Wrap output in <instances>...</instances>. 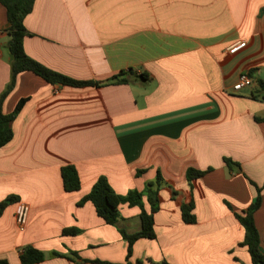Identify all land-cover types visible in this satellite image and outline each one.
I'll list each match as a JSON object with an SVG mask.
<instances>
[{
	"label": "crops",
	"instance_id": "0c3cea01",
	"mask_svg": "<svg viewBox=\"0 0 264 264\" xmlns=\"http://www.w3.org/2000/svg\"><path fill=\"white\" fill-rule=\"evenodd\" d=\"M24 24L31 32L24 51L55 71L93 81L128 68L135 74L128 83L84 88L17 74L1 104L9 113L27 98L12 140L0 147V201L17 196L0 215V258L21 264V249L32 245L45 254L35 264L125 263L118 228L139 230L140 208L120 204L111 225L91 202L77 203L101 175L124 195L160 173L156 237L134 243L131 264H252L235 213L256 198L250 180L264 183V119H255L264 117V100L252 96L264 94L257 85L264 81V0H35ZM8 26L0 3V94L10 80ZM237 40L245 47L228 52ZM251 70L253 84L234 91ZM68 163L81 180L70 192L60 172ZM188 167L213 170L189 184ZM190 198L193 223L181 212ZM22 203L28 215L20 231ZM143 203L149 210L145 196ZM254 222L264 253V187ZM69 228L76 232H63Z\"/></svg>",
	"mask_w": 264,
	"mask_h": 264
},
{
	"label": "trees",
	"instance_id": "16d2710c",
	"mask_svg": "<svg viewBox=\"0 0 264 264\" xmlns=\"http://www.w3.org/2000/svg\"><path fill=\"white\" fill-rule=\"evenodd\" d=\"M35 0H0V3L6 9V18L9 22L7 28V34L9 39L6 43V48L10 57V80L6 85L3 92L0 94V147L9 143L13 138L12 123L17 114L22 109L27 98H21L15 105L14 109L5 113L1 109V104L5 96L11 91L15 84L16 76L23 71H31L34 74L42 77L46 81L52 84H59L77 88H84L89 86L100 87L108 84L128 83L129 77L135 74L133 68L127 70H120L117 73L112 74L102 81L82 80L69 77L63 73L55 71L39 61L31 58L26 54L23 48V39L25 36L31 35V32L26 28L24 24L25 17L32 11ZM252 70L248 74L252 75ZM144 73L140 74V77L144 78ZM257 85L260 89L264 90V81L257 79ZM253 98H260L264 100V94L256 95L252 94ZM256 120H262L263 118L255 117ZM223 161L226 166L231 170L241 171L240 164L230 157H223ZM212 167L205 169H197L194 167H188L186 169V179L191 184L192 180L202 177L208 172L212 171ZM62 184L65 191H75L81 187V180L75 165L68 163L61 166L60 169ZM141 171L139 170L138 173ZM250 182L255 186L257 195L255 200L247 206L240 213H235L236 218L244 228V238L240 242V245L246 246L250 255L252 264H264V253L261 251L259 243V232L254 222V213L261 205V191L264 187L258 186L252 180ZM163 184V179L160 173L156 178L150 182H147L143 190L130 189L126 194L121 195L113 190L109 184L107 178L103 175L99 176L92 184L88 193L80 198L78 205L81 206L85 202L89 201L93 204L95 211L99 217H101L107 224L116 225L120 218L119 206L122 203H127L129 206H138L140 208V222L141 227L134 232H128L124 228H118L123 240L127 243L126 261L122 264H131L130 257L133 252L134 243L141 238L153 239L156 237L155 232V219L154 214L160 208L159 190ZM146 197L150 209L146 210L143 203V197ZM17 201L16 195H7L0 201V215L3 213L7 205ZM194 203L193 199L182 203L181 212L182 218L187 223L195 222L196 218L193 213ZM65 233H75L76 229H65ZM59 255V253H53ZM45 254L42 250L32 246L25 245L20 253L19 259L21 264H35L43 261ZM95 262L102 264H113L107 261L96 260ZM141 263V261H139ZM153 264H170L166 260L159 262H152ZM0 264H10L6 258H0Z\"/></svg>",
	"mask_w": 264,
	"mask_h": 264
},
{
	"label": "built area",
	"instance_id": "2783aa9c",
	"mask_svg": "<svg viewBox=\"0 0 264 264\" xmlns=\"http://www.w3.org/2000/svg\"><path fill=\"white\" fill-rule=\"evenodd\" d=\"M246 42L244 40H237L232 43L228 48V52L235 53L236 51L245 47ZM253 78L247 73H241L238 80L233 84V90L238 91L243 87H248L253 84ZM27 215H28V206L24 203L20 204L17 212H16V224L20 231L25 229V225L27 222Z\"/></svg>",
	"mask_w": 264,
	"mask_h": 264
},
{
	"label": "rangeland",
	"instance_id": "374dc122",
	"mask_svg": "<svg viewBox=\"0 0 264 264\" xmlns=\"http://www.w3.org/2000/svg\"><path fill=\"white\" fill-rule=\"evenodd\" d=\"M249 87V86H248Z\"/></svg>",
	"mask_w": 264,
	"mask_h": 264
}]
</instances>
